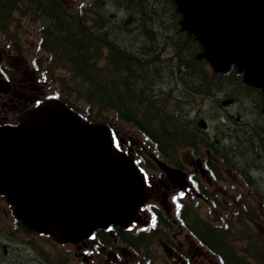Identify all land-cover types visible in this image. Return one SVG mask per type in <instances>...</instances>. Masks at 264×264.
<instances>
[{"label": "trees", "instance_id": "16d2710c", "mask_svg": "<svg viewBox=\"0 0 264 264\" xmlns=\"http://www.w3.org/2000/svg\"><path fill=\"white\" fill-rule=\"evenodd\" d=\"M103 1L92 0L76 14L59 0H0V32H9L15 15L41 22L39 49L49 67L63 73V94L87 103L89 120L113 111L167 160L174 162L181 149L200 154L206 148L234 170L245 186L233 205L236 212L228 215L239 235L230 223L193 217L187 224L223 264H254L250 258L264 264V235L252 232L264 222V93L246 84L235 65L227 71L210 66L198 38L180 25L173 0ZM224 98L240 104V122L230 123L231 114L223 110L225 122L219 121ZM196 103L208 105V117L218 120L213 135L190 117ZM236 238L245 244L244 253L232 245Z\"/></svg>", "mask_w": 264, "mask_h": 264}, {"label": "water", "instance_id": "95a60500", "mask_svg": "<svg viewBox=\"0 0 264 264\" xmlns=\"http://www.w3.org/2000/svg\"><path fill=\"white\" fill-rule=\"evenodd\" d=\"M175 1L208 60L221 70L237 63L246 82L264 91V0ZM158 165L173 181L186 182L180 169ZM0 194L31 230L75 243L98 228L136 222L145 181L114 146L108 126L51 98L17 126L0 128Z\"/></svg>", "mask_w": 264, "mask_h": 264}, {"label": "flooded vegetation", "instance_id": "af4514ba", "mask_svg": "<svg viewBox=\"0 0 264 264\" xmlns=\"http://www.w3.org/2000/svg\"><path fill=\"white\" fill-rule=\"evenodd\" d=\"M27 67L0 58V127L16 125L25 112L45 99L46 83L39 74ZM111 130L115 145L132 156L145 174L146 202L138 223L126 228H99L87 239L74 244H59L47 235L30 231L15 220L13 224L0 223V251L6 256L3 259L0 255L2 261L6 260V264H220L214 253L196 243L176 221L177 215L189 212L178 205L176 207V191L186 196L195 194L198 198H204L203 194L215 195L210 193L213 179L208 162L206 167L203 163L207 170L204 173L201 171L202 166L191 162L189 167H194V171L187 170V184L180 186L159 170L157 174L151 160L148 163L145 161L139 152H145L146 147L138 148L139 143L134 138L126 140L113 125ZM202 178L207 180V185L202 183ZM159 195H162L161 200L157 199ZM177 200H180L179 196ZM157 201L170 206L165 207V210L155 208L154 203L157 204ZM5 210L13 215L10 206H6ZM156 212L164 214L165 223L149 227L152 228L149 232L147 226ZM174 224L177 230L171 232ZM152 234L157 241L152 240L155 237ZM181 238L184 240L181 241ZM157 243L163 249V256L157 252Z\"/></svg>", "mask_w": 264, "mask_h": 264}, {"label": "rangeland", "instance_id": "374dc122", "mask_svg": "<svg viewBox=\"0 0 264 264\" xmlns=\"http://www.w3.org/2000/svg\"><path fill=\"white\" fill-rule=\"evenodd\" d=\"M92 0H60V2L68 8L69 11L75 12L82 11L81 5H87ZM15 15V14H14ZM15 21H12L9 26V32L5 35L0 33V58H5V62L8 60H11L15 65H20L21 67H27L28 69H32L31 62L33 59H39L38 61L43 62L45 61V67L47 65L46 61V54L43 51H39L37 49L38 41L40 40V29H41V22H33L30 21L27 18L21 19L17 15H15ZM19 19L20 22L17 20ZM9 37H12L9 40ZM17 37V39L15 38ZM11 46V50L9 52V47ZM17 48V49H16ZM10 56V58H6ZM27 63V65H26ZM53 72V73H52ZM62 72L59 70H51L49 72V81H47V89L44 94V97L48 95H52V93H57L59 88H61L60 81L58 79L59 76H62ZM169 84V83H168ZM62 91V89H61ZM72 105L78 109L79 111L86 112L87 110V103L83 100H75L74 98H71ZM212 102V101H211ZM239 106L240 104L237 103V105L233 107H229L228 111L232 113L231 121L230 123L233 124V118L238 117L239 113ZM207 109L208 105L202 104L198 105L196 103V106L191 109L190 117L193 118L196 122L200 120H206V127L207 130L209 129V134L213 135L215 133V127L214 125H217L218 120H212L207 115ZM222 108L217 109V114L221 115ZM93 111H96L94 109ZM96 113V112H95ZM102 120H106L112 124L115 125V128L119 131V135L125 137L126 140L131 141L133 138L139 143L138 148H141V146L145 145L147 148L145 150V156L149 158L150 154L152 153V148L149 146L148 139L142 134V132L138 129H136L132 124L124 121L119 120V117L114 112L106 113V116L101 117ZM179 155L183 156V164L186 167V170L194 171V167H189L191 165L193 157L189 153H185L184 151H180ZM193 163V162H192ZM155 172L158 174L157 168H153ZM202 183L204 185H207L208 182L205 178H202ZM212 181V180H211ZM244 188L243 183L241 182L240 178H237L235 173L232 171H228L227 168L223 170V175L221 180H214L212 181V186L210 189V193H215V196L217 197V200L219 204L222 206L221 209H218V207L214 206V209L216 212L214 214H210V207L211 205L208 203V198L205 197L204 199L197 198L195 194H191V196H186L181 191H176V200L174 199V203L177 207L178 202L181 201H188L191 202V204H194L197 206L198 211L200 214L208 218L210 222L212 223H218L224 226L226 223H230L231 229L233 230V233L239 235L237 224L234 223L233 218L228 217L231 213H235L236 210L233 207L235 199L241 189ZM180 197V200L178 201L177 198ZM196 197V198H195ZM162 195H159L157 197L158 200H161ZM209 200H213V198H209ZM157 206L161 208L162 210H165V207H168L170 205L165 204L161 205L157 201ZM6 206L3 203V201H0V223L5 224H13L14 219L13 217L5 210ZM223 216V218H222ZM254 231L258 232L261 235H264V222L254 225ZM177 229L175 228L174 231ZM181 241L184 239L181 238ZM194 243V242H193ZM192 243V249L194 250V244ZM156 245V244H155ZM232 245L238 250L244 252L245 244L241 242V240L238 238L237 240L232 241ZM157 252L159 255L163 256V249L157 243ZM161 256V257H162ZM73 261V260H72ZM254 264H256L257 261H253ZM172 264V263H170Z\"/></svg>", "mask_w": 264, "mask_h": 264}]
</instances>
